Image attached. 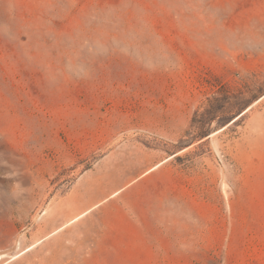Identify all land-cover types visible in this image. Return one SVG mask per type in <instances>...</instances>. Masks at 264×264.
I'll use <instances>...</instances> for the list:
<instances>
[{"label": "rangeland", "instance_id": "obj_1", "mask_svg": "<svg viewBox=\"0 0 264 264\" xmlns=\"http://www.w3.org/2000/svg\"><path fill=\"white\" fill-rule=\"evenodd\" d=\"M0 264H264V0H0Z\"/></svg>", "mask_w": 264, "mask_h": 264}, {"label": "bare ground", "instance_id": "obj_2", "mask_svg": "<svg viewBox=\"0 0 264 264\" xmlns=\"http://www.w3.org/2000/svg\"><path fill=\"white\" fill-rule=\"evenodd\" d=\"M0 260H1V256H0Z\"/></svg>", "mask_w": 264, "mask_h": 264}]
</instances>
